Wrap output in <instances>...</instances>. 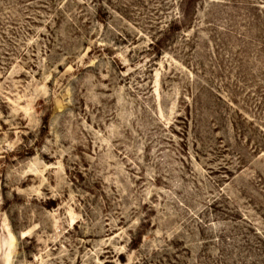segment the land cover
Instances as JSON below:
<instances>
[{"label": "rangeland", "instance_id": "374dc122", "mask_svg": "<svg viewBox=\"0 0 264 264\" xmlns=\"http://www.w3.org/2000/svg\"><path fill=\"white\" fill-rule=\"evenodd\" d=\"M0 264H264V0H0Z\"/></svg>", "mask_w": 264, "mask_h": 264}]
</instances>
